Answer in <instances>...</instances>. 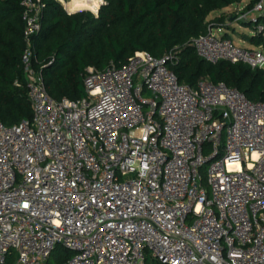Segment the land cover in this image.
Wrapping results in <instances>:
<instances>
[{
	"label": "built area",
	"instance_id": "obj_1",
	"mask_svg": "<svg viewBox=\"0 0 264 264\" xmlns=\"http://www.w3.org/2000/svg\"><path fill=\"white\" fill-rule=\"evenodd\" d=\"M22 6L34 116L0 125V264H49L59 246L74 254L61 264H146L147 251L161 264H264V103L181 84L172 51L90 67L86 97L56 101L34 67L43 0ZM263 17L261 0L240 20L263 33ZM213 29L191 42L200 58L264 71L263 46Z\"/></svg>",
	"mask_w": 264,
	"mask_h": 264
},
{
	"label": "trees",
	"instance_id": "obj_2",
	"mask_svg": "<svg viewBox=\"0 0 264 264\" xmlns=\"http://www.w3.org/2000/svg\"><path fill=\"white\" fill-rule=\"evenodd\" d=\"M22 1L0 0V125L6 126L31 122L34 116L22 65L26 48ZM242 1L105 0L96 16L90 11L69 14L58 0H43L42 27L33 37L34 67L42 73L52 99L80 101L86 97L84 76L88 68L104 70L110 63L123 67L138 52L159 59L172 51L178 61L170 68L181 84L194 88L202 79L223 83L251 102L264 103L263 70L227 61L208 63L191 45L210 27H223L225 10ZM260 1L251 0L245 12ZM216 12L221 15L210 19ZM260 23L264 25V17ZM242 38L255 47H264V32L254 31L252 37ZM67 255L56 257L55 262L70 259ZM145 262L161 264L148 251Z\"/></svg>",
	"mask_w": 264,
	"mask_h": 264
},
{
	"label": "rangeland",
	"instance_id": "obj_3",
	"mask_svg": "<svg viewBox=\"0 0 264 264\" xmlns=\"http://www.w3.org/2000/svg\"><path fill=\"white\" fill-rule=\"evenodd\" d=\"M64 7H66L67 10L68 9L67 5H73V0H58ZM96 5L98 7L95 8H91V9H78L80 11H90V12H98L100 11V8L102 7L103 4H105V0H103V3H101L100 0H94ZM251 0H243L241 4L239 5H234L228 9L225 10V15L227 17V21H225V24L223 27H217L213 29V32L215 35L219 36V37H224L225 35H229L230 38L233 40V42L242 48L245 49H253L255 46H253L252 44H250L249 42H245L244 39H242V35H246L248 37H252L256 28L255 24H248V25H243L241 24V15L243 13H247L245 12V9L247 8V5H249ZM77 6V5H76ZM74 5V7H76ZM92 12V13H93ZM249 12V11H248ZM94 14V13H93ZM221 12H216L213 13L209 18L213 19L217 16H220ZM234 29V31L232 30ZM264 48V47H263ZM136 84V81H135ZM196 88V86L194 87ZM146 98L150 97V94L145 91L143 94ZM225 143H226V135L225 133H223V140H222V147L220 149V157H222L224 155V148H225ZM213 152V147L212 144H207L204 147V156L205 157H209ZM211 163H207L205 164L201 170H200V174L202 176V180H203V185L209 189V185H208V171H209V167H210ZM67 254H69L71 257L74 255L72 252L65 250V248L60 247L58 252H56L54 254V257L51 258L50 263L49 264H60V263H56L55 262V258L60 256V257H65L68 256Z\"/></svg>",
	"mask_w": 264,
	"mask_h": 264
},
{
	"label": "bare ground",
	"instance_id": "obj_4",
	"mask_svg": "<svg viewBox=\"0 0 264 264\" xmlns=\"http://www.w3.org/2000/svg\"><path fill=\"white\" fill-rule=\"evenodd\" d=\"M73 5H67L68 9H72L69 11H77L78 9H91V8H95L98 7L95 3L94 0H73ZM74 5L76 7H74Z\"/></svg>",
	"mask_w": 264,
	"mask_h": 264
},
{
	"label": "crops",
	"instance_id": "obj_5",
	"mask_svg": "<svg viewBox=\"0 0 264 264\" xmlns=\"http://www.w3.org/2000/svg\"><path fill=\"white\" fill-rule=\"evenodd\" d=\"M247 6H248V5H247ZM70 10H72V9H70ZM78 11H79V10H77V11H73V12H72V11H68V13H69V14H73V13H76V12H78ZM242 39H244V38H242ZM244 41L247 42L246 40H244Z\"/></svg>",
	"mask_w": 264,
	"mask_h": 264
}]
</instances>
